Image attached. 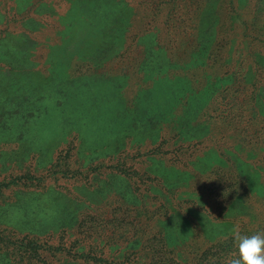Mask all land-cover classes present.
<instances>
[{
	"label": "rangeland",
	"instance_id": "1",
	"mask_svg": "<svg viewBox=\"0 0 264 264\" xmlns=\"http://www.w3.org/2000/svg\"><path fill=\"white\" fill-rule=\"evenodd\" d=\"M205 1L0 0V264H197L188 238L239 227L206 215L196 226L186 213L209 202L191 186L205 188L231 141L242 145L226 126L239 93L254 92L240 121L255 119L247 139L257 136L259 81L250 75L226 103L210 82L227 55L244 64L264 47V0L217 11L221 30L237 19L229 45L199 37ZM197 87L208 96L201 105ZM148 88L161 89L167 109L147 127ZM48 116L51 147L35 130ZM42 205L37 237L15 239L3 225ZM160 231L177 251L166 260L151 256Z\"/></svg>",
	"mask_w": 264,
	"mask_h": 264
},
{
	"label": "trees",
	"instance_id": "2",
	"mask_svg": "<svg viewBox=\"0 0 264 264\" xmlns=\"http://www.w3.org/2000/svg\"><path fill=\"white\" fill-rule=\"evenodd\" d=\"M209 1H205V11L201 13L202 25L199 30V37L204 41L205 38L215 37L217 33L218 37L224 39L229 45L233 39L232 31L237 24V19L235 16L228 18L232 28H227L226 30H221L220 24L218 27L216 19L218 15L217 11L223 10L225 12L224 8L225 6L226 8L227 6L229 7L231 0ZM62 17V15H59L58 19L61 20ZM199 48L201 47L199 46ZM193 52L197 53L199 51L195 49ZM221 67H223V70H227L224 76L218 77V79L213 76L210 84L211 88H214L213 96L222 94V102H227L229 93L233 90L239 93L248 86L250 84V75L253 76L251 80L252 86H254V81H259V85L257 82L256 92L257 99L260 98V105L256 104L258 130L256 129L255 132L257 136L251 142L247 139L248 131L252 126L256 125L255 119L250 120L248 117H245V119H242L243 121H240L241 118H244L243 113H246V110H248V106L245 107V104L248 103V96L254 97V92L251 91L250 95L248 91L239 93L236 99L230 100L231 104L227 108V111H230L228 114L230 117L228 118L232 121V127L230 128L229 123L226 126L228 127V133H236L242 145L239 147L237 143L235 144V141H231L232 143L227 152L229 158L224 161L223 168L218 170L217 177L210 180L205 188H195L196 185L191 186L190 190L197 194L201 192L202 197L209 202H207L208 206L204 210H201L197 206L188 208L186 215L189 217V221L196 226L197 219L200 218L197 216L206 215L207 219L218 221L219 225L225 221L228 224L239 226L243 233L250 235L258 230H264V47L257 51L255 60L247 61L244 64L239 63L237 55H227L226 62ZM203 89V87H197L198 92L195 99L199 105L207 100L208 97ZM241 96L242 98L239 99ZM211 99L218 100L216 97H212ZM214 105L216 106V104ZM163 108L166 112L167 103L164 100L160 88H148L142 93V115L146 116L147 127L153 126L159 119L165 117L166 113L163 112ZM224 112L226 113V111ZM32 117L40 120L41 115L30 114L28 118ZM238 117L240 118L238 119ZM53 120L51 116H48V120H43L40 126H35L37 139H39L41 144L45 142L50 147L52 146L51 142L55 139L53 137L55 122ZM238 121L243 122L241 123L243 125L234 130L233 122L239 123ZM228 143L230 142L228 141ZM242 150L245 151L241 152ZM193 172V170L190 171V173ZM184 174L188 176L189 173L186 171ZM191 175L195 181L201 180V182L207 181L206 178L210 177L202 174L198 177H195L194 174ZM46 206L47 209L50 205L47 203ZM43 208L45 207L42 205L37 210L25 211L23 214L19 210L14 215L6 216L3 225L7 230L12 232L11 234H13L15 239L19 237L26 239L37 237L38 234H36L35 229L38 222L42 220L40 213L45 210ZM185 209L187 208L183 207L182 210ZM225 212L227 213L223 217L221 214ZM218 228L209 231L208 234L199 232L198 235L200 237L187 239L184 247L189 248L190 253L195 254L194 260L196 258L199 259L197 264H223L226 255L234 250V243L231 236L224 235L226 231ZM162 235L163 232L160 231L158 235L160 238L153 241L155 244L152 246L151 256L155 259L158 256L160 259L165 258L166 260L170 254L177 251L166 244V239ZM206 254L210 256L212 254L216 258L208 259L205 256Z\"/></svg>",
	"mask_w": 264,
	"mask_h": 264
},
{
	"label": "clouds",
	"instance_id": "3",
	"mask_svg": "<svg viewBox=\"0 0 264 264\" xmlns=\"http://www.w3.org/2000/svg\"><path fill=\"white\" fill-rule=\"evenodd\" d=\"M231 238L234 250L226 255L223 264H264V230L249 235L234 227Z\"/></svg>",
	"mask_w": 264,
	"mask_h": 264
}]
</instances>
